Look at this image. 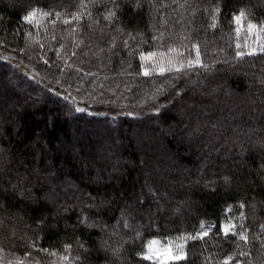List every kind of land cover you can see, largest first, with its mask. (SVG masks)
Returning a JSON list of instances; mask_svg holds the SVG:
<instances>
[{
  "label": "trees",
  "instance_id": "obj_1",
  "mask_svg": "<svg viewBox=\"0 0 264 264\" xmlns=\"http://www.w3.org/2000/svg\"><path fill=\"white\" fill-rule=\"evenodd\" d=\"M34 10L0 46V264H162L153 239L264 264V53L233 19L264 28V0H0Z\"/></svg>",
  "mask_w": 264,
  "mask_h": 264
},
{
  "label": "snow or ice",
  "instance_id": "obj_2",
  "mask_svg": "<svg viewBox=\"0 0 264 264\" xmlns=\"http://www.w3.org/2000/svg\"><path fill=\"white\" fill-rule=\"evenodd\" d=\"M41 15H45L46 16V15H48V13H41ZM243 15L244 14L241 12L240 15H234V17H233V19H234V21H235V23L237 25L236 31H237V35L238 36H239V33L244 30ZM35 17H36V12L35 11H30L23 18H24L25 21H33V20H35ZM74 18L79 19L80 17L77 15ZM67 22L68 21L65 20V23H67ZM247 32L249 34H256L257 41H259V39H260L259 33L264 32V28L258 27L256 24H254L252 22H249L247 24ZM247 47L249 48V51L247 53V55H249V56L255 55L258 51L260 53H264V43H260L258 49L256 47H252L251 45H247ZM169 51H175V50L174 49H169ZM153 55H155V53H148L147 54V56L149 58H151ZM159 55L161 57L164 56L163 53H160ZM235 55H236V57H239V58H243L246 55V53L244 51L240 50L239 42L237 43V51H236ZM140 56H141V59H145V54L143 52L140 54ZM168 63H169V65L176 66L177 71H179V69H181V68H183L185 66L184 62L179 61V60H173L171 58L168 60ZM197 65L200 66V67H206L205 65L202 64L201 60L199 59L198 47H197L196 59L195 60L189 59L187 61V66L189 68H194ZM156 70H158L159 72L163 73L166 70H171V69H166L162 65H158ZM147 72H148V69H145V74H147ZM76 111L83 112V111H85V108H79L78 107V108H76ZM128 114L132 115L133 113L130 112ZM122 218H123V210H122ZM233 228H234V225H230V224L223 225V231H224L225 235H227L230 231H232ZM207 234H208L207 232L200 231V232H197L196 237H192V238L193 239H195L197 237L203 238V237L207 236ZM241 235H243V234H241ZM243 238L247 239L246 236L243 237ZM145 247H146L147 251L139 253V255H142L146 259H152L154 256L158 257V258L161 259L162 264H164V261H166V260L179 261V260H182V259L186 258V254L185 253L179 252V254H177V252L173 251L172 245L170 243L167 245V247H164V246H161L158 241L153 239ZM181 248H183V245H176V249H181ZM113 254L117 255L118 254V249H114L113 250ZM230 259H231V257L226 258V264H227V260H230Z\"/></svg>",
  "mask_w": 264,
  "mask_h": 264
},
{
  "label": "rangeland",
  "instance_id": "obj_3",
  "mask_svg": "<svg viewBox=\"0 0 264 264\" xmlns=\"http://www.w3.org/2000/svg\"><path fill=\"white\" fill-rule=\"evenodd\" d=\"M34 11L36 12V17H35V20H33V21H25L22 16L19 17L17 19V21H13V19L11 17H9L6 13H0V46L1 47L7 48V49L12 47L10 40L13 38L14 34L17 32V30H18L17 28H18L19 24H23V23L26 24L27 23V24H32L35 26V25L40 24V22H42L46 19L45 15H41V13H42L41 11H39V10H34ZM238 15H240V14H238ZM249 22L250 21L248 19H245L244 15H243L244 30L239 33V36L242 40L243 46L247 48V51H249V48L247 47V45H251L252 47H256L258 49L259 44L262 43V32L259 33V37H260L259 41H257L256 34H249L247 32V24ZM236 27H237V25H236ZM258 27H260V26H258ZM142 62L145 65L144 66L145 68L143 69L144 74H145V69H148V72H149L153 69L156 70L158 65H162L165 68L170 66L168 63V60H166L164 57H161V56H160V61H159V59H157L155 57L149 58L147 55H145V59H142ZM6 73L8 74V77L11 78V80H13L14 82L23 84L21 82L20 78L18 76H16V74L14 72H12L10 69L9 70L7 69ZM24 85H25V86H23L24 88L28 87V85H26V84H24ZM151 195L153 197H155L154 193H151ZM156 241H158L159 244L161 246H164V247H167V245L169 244V242H166V241H164V242L161 240H156ZM173 251H174V249H173ZM177 254H179V252H177ZM150 260H154V261H157L159 263H162L161 259L158 257H155V256ZM168 262H173V261L172 260L164 261V263H168ZM1 264H10V263L8 262V260L3 258Z\"/></svg>",
  "mask_w": 264,
  "mask_h": 264
}]
</instances>
